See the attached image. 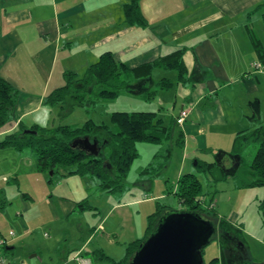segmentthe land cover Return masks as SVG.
Here are the masks:
<instances>
[{"label":"crops","instance_id":"1","mask_svg":"<svg viewBox=\"0 0 264 264\" xmlns=\"http://www.w3.org/2000/svg\"><path fill=\"white\" fill-rule=\"evenodd\" d=\"M131 1L0 0V75L19 91L13 118L0 127V141L20 124L28 129L64 125L57 122L64 109L48 103L50 92L65 85L68 71L83 77L106 51L128 68L153 64L149 76L136 78L118 96L134 93L157 107L148 111L157 112L165 124L175 122L183 108L190 109L187 120L176 125L171 142L152 143L157 146L153 161L161 149L172 146L164 167L174 165L173 171L145 174L131 192L128 182L122 193L114 194L101 190L99 179L90 174L41 172L33 149L0 147V195L6 197L0 233L15 231L12 245H27L29 253L39 250L32 245V233L42 210L52 213L53 221L65 215L81 218L86 209L78 205L87 201L97 215L94 224L85 231L78 225L74 234L67 231L75 246H57L59 259L74 261L78 251L93 258L98 251L104 257L96 264L122 261L130 244L145 238L148 216L158 204L172 208L180 202L178 180L196 171L195 160L209 161L202 154L211 150L217 157L213 161L235 170V137L264 118V95H258L264 87V0H141L144 25L126 20L123 8ZM256 42L262 45L261 53ZM176 52L187 66L185 78L176 67L154 65ZM163 79L169 82L167 88L158 86ZM115 99L98 101L89 110L82 107L91 114L100 103ZM166 107L171 110L165 112ZM112 113L105 115L109 121ZM180 134L182 141L177 142ZM61 233L55 232L56 243L64 239Z\"/></svg>","mask_w":264,"mask_h":264},{"label":"trees","instance_id":"2","mask_svg":"<svg viewBox=\"0 0 264 264\" xmlns=\"http://www.w3.org/2000/svg\"><path fill=\"white\" fill-rule=\"evenodd\" d=\"M140 1L132 0L124 5V14L129 23L141 25L146 23L140 11ZM256 46L261 53L263 51L262 45L256 42ZM261 60L264 61V58ZM154 65L176 67L180 71L181 78H185L187 72V66L181 59V53L178 52L166 59L154 62ZM152 67L153 64H148L144 67L128 68L120 65L114 55L110 51H106L87 69L83 77H78L77 73L72 71L66 72L65 85L50 92L48 103L61 105L63 109L80 105L89 110L98 101L115 99L121 93L128 91L127 88L130 83L140 76H149ZM145 68L148 69L146 73L144 72V70L146 71ZM158 86L167 88L169 82L163 79ZM18 97L19 91L16 87L0 75V127H3L13 118ZM111 120L110 125L97 124L93 119H88L82 125L64 124L52 128L34 126L30 128L31 131H27L28 128L20 124V130L7 135L0 141V147L17 149L27 146L33 147L38 155V165L41 172L51 174L52 171V175L60 173L64 176L90 174L99 179L101 190L120 194L126 189V178L133 162L140 155L138 143L161 144L171 140L177 120L165 124L158 113L152 111H114ZM85 136L99 141L101 147L99 155H92L88 151L73 146L76 139ZM179 140L182 141L181 134L178 136L177 142ZM254 142L258 144V148L252 161L247 162L243 157L244 147ZM171 150L170 144L166 149H161L156 159L142 172L151 177L161 171L170 159L169 152ZM231 154L236 157L235 170L227 169L222 161H205L197 158L195 160L197 172H188L179 178L176 195L181 204L185 206L184 210L195 212L212 222H215L214 218L219 215L215 208L213 211L215 217L209 216L208 212L211 210L207 211L206 207L198 202L213 198V195L208 197L198 173L206 174L209 181L215 183L225 180L231 174L236 185L240 188L264 186V118L249 129L241 131L235 137ZM86 160L88 161L86 162ZM5 205L6 197L0 195V208ZM78 206L81 209L89 208L87 201L80 202ZM170 210L173 209L159 203L156 212L148 216L145 238L131 243L127 256L114 264H129L135 251L156 228L159 219ZM222 220V225L231 228V224L227 222V217ZM13 248L14 245H11L7 252L11 253ZM86 254L89 255L90 253ZM92 256L95 260L104 257L99 255L98 251L92 253ZM230 260L231 262H222L219 257H215L208 264H264V262L258 263L247 258L237 263L232 259Z\"/></svg>","mask_w":264,"mask_h":264},{"label":"rangeland","instance_id":"3","mask_svg":"<svg viewBox=\"0 0 264 264\" xmlns=\"http://www.w3.org/2000/svg\"><path fill=\"white\" fill-rule=\"evenodd\" d=\"M172 92L173 91L171 90V92L169 93ZM258 95H260V97H263L264 87L261 88ZM148 105L149 102L138 98L134 93L124 94L118 96V98H116L115 100L107 101L103 104L100 103L96 107V111L92 112L91 114H89L82 106H77L76 108H74L75 110H71V108H66L64 109V111L60 110L61 116L57 119V122L58 124L61 123L82 125L89 117H92L97 122L107 120V122L110 123L111 121H109L108 116L105 117L106 113L108 114L109 112H114L116 110L148 111L158 109L157 107ZM170 110L171 107L165 108V112H168ZM262 114L264 116V102L262 104ZM19 130L20 126L19 129L15 132H18ZM26 148L28 150L33 149V151L36 153L33 147L27 146ZM257 148L258 144L256 142L250 143L244 147L243 157L245 161H252ZM138 149L140 155L135 160L126 178V182H128L131 186L128 189V192H131L136 188V186L133 187L132 185L133 183L137 182V180L141 178L146 179V175L142 171L153 161L154 151L157 149V146L152 143L140 142L138 143ZM214 153L215 152L209 150L205 152V154H202V156L206 160L213 161L217 159ZM87 161L88 160H86V162ZM228 164L230 165V163ZM173 168L174 165H171V168L166 169V167H163L161 171L171 172L173 171ZM198 176L203 183L204 190L208 193V197L210 195H213L212 200H210V198H207L198 202L206 207L207 211H212L208 212L209 216L215 217L213 212L215 208V210H217V212L219 213V215L214 218V223L216 224L217 228L214 234V238L203 250L204 262L208 264L213 258L219 257L222 262H231L230 259H232L235 263H237L247 258L258 263H263L264 186H250L240 188L236 185V182L231 174L225 180L217 183L211 182L206 179L207 176L204 173H198ZM155 187L157 189L159 188L158 185H156ZM171 194L172 193L167 195ZM161 202H163V200ZM172 208L174 210L181 211L185 209V206L177 200L175 201L174 207ZM43 209L45 210V206H43ZM83 211H85V214L83 217L81 216V218H78L77 216L70 217L65 215L61 220L53 221L51 220L52 217L50 216L53 214L50 212H47L48 214H45L42 210L41 217L37 219L35 224L39 225V227H37L36 230L32 233V245L38 246L39 250L29 253L27 251V245H25L26 247H24L22 245H15L14 243L15 248L10 253L14 264L17 262V264H77L74 261L67 260V258L66 260L59 259V257L62 255L60 254L59 256L56 249L57 246H59L60 249L63 250V247L65 245L68 246V244L71 248L75 246V241L73 240V238H69V236H67V231H69L71 234H74V231H78V225L83 228V231H85L89 226H93V221L95 220L94 218L97 217V215L89 209ZM141 211H143V209H141ZM224 217H227V222L231 224V228H229V226L227 225H222L221 221H223L222 219ZM85 221L87 222V224L90 223V225H87ZM51 222L53 226L49 225ZM50 226L54 228V230H52ZM82 228L80 229V231L82 230ZM58 231L63 232L61 233L62 237L65 236L64 239L60 241V243H56L57 237H54L55 232ZM49 234H53V236L49 237ZM94 243L96 244V241ZM92 246H94V244H92ZM96 263L97 260L94 259V264Z\"/></svg>","mask_w":264,"mask_h":264},{"label":"water","instance_id":"4","mask_svg":"<svg viewBox=\"0 0 264 264\" xmlns=\"http://www.w3.org/2000/svg\"><path fill=\"white\" fill-rule=\"evenodd\" d=\"M73 146L96 156L101 150L99 141L89 136L76 139ZM216 229L214 222L195 212L170 210L159 219L129 264H205L203 249Z\"/></svg>","mask_w":264,"mask_h":264},{"label":"built area","instance_id":"5","mask_svg":"<svg viewBox=\"0 0 264 264\" xmlns=\"http://www.w3.org/2000/svg\"><path fill=\"white\" fill-rule=\"evenodd\" d=\"M260 64V62L256 63V65ZM189 113L190 109L183 108L176 118L177 124H183L187 120ZM145 197L148 198L149 195L146 194ZM16 237L17 234L13 230L9 231L6 235L0 234V264H13L10 252H7V250L10 249V246ZM73 260L77 264H94L92 257L82 251H78L73 257Z\"/></svg>","mask_w":264,"mask_h":264},{"label":"clouds","instance_id":"6","mask_svg":"<svg viewBox=\"0 0 264 264\" xmlns=\"http://www.w3.org/2000/svg\"><path fill=\"white\" fill-rule=\"evenodd\" d=\"M42 126L44 125V121H38Z\"/></svg>","mask_w":264,"mask_h":264}]
</instances>
